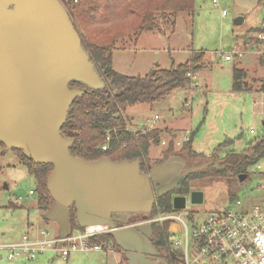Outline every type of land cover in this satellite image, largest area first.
<instances>
[{"label":"rangeland","instance_id":"1","mask_svg":"<svg viewBox=\"0 0 264 264\" xmlns=\"http://www.w3.org/2000/svg\"><path fill=\"white\" fill-rule=\"evenodd\" d=\"M65 1L61 0L63 6ZM143 1L105 0L107 10L86 27H106L129 20V9H138ZM193 1L191 14L167 13L162 19L160 13H155V29L141 34L136 43L133 38L121 40L117 43L119 50L112 52L113 69L127 77H143L156 68L169 69L172 64H184L192 54L204 53L203 68L194 73L192 81L197 86L190 82L185 89H177L159 102L125 107L121 112L124 129L133 135L153 129L161 131L160 141L149 143L146 165L161 163L169 148L170 155L184 158L190 166L212 161L217 150L214 161L219 164L227 154L242 153L264 136V93H236L231 89L234 66L247 70L251 90L264 92V63L260 55L264 49L254 40L256 33L264 31V0H217L216 6L211 0ZM74 23L82 33L84 28ZM236 46L241 56L227 58ZM155 115L159 120L153 124ZM185 138L191 139L193 151L202 159L186 156ZM121 149L117 147L112 156H117ZM21 160L18 153L0 145V245L17 241L23 235L33 237L42 230L58 234V226L46 222L45 213L37 208L36 182ZM246 170V174L239 175L228 172L224 178L190 179L189 192H201L203 202L191 204L187 193L185 211L193 212V218L183 220L188 224L198 222L233 207L235 200L245 206H264V159ZM240 175H245L243 181H239ZM158 208L161 209L156 202L153 209ZM117 219L127 226L136 218L127 214ZM182 231L178 223L169 225L168 240L178 238ZM107 244L97 252H73L65 260L56 250H48L33 260H8L6 251L0 250V264H127L123 252L111 242Z\"/></svg>","mask_w":264,"mask_h":264},{"label":"water","instance_id":"2","mask_svg":"<svg viewBox=\"0 0 264 264\" xmlns=\"http://www.w3.org/2000/svg\"><path fill=\"white\" fill-rule=\"evenodd\" d=\"M72 83L96 91L106 86L61 2L0 0V143L35 165L52 166L45 186L53 203L44 220L55 223L65 239L74 207L80 229L109 228L127 264L164 263L152 260L159 253L150 241L151 224L118 227L112 215L147 216L167 195H173L174 210H184V180L218 163L187 166L184 158L170 155L142 171L139 158L87 161L72 156L74 141L61 128L75 99L84 94ZM189 200L200 205L203 195L192 191Z\"/></svg>","mask_w":264,"mask_h":264},{"label":"trees","instance_id":"3","mask_svg":"<svg viewBox=\"0 0 264 264\" xmlns=\"http://www.w3.org/2000/svg\"><path fill=\"white\" fill-rule=\"evenodd\" d=\"M193 0H144L138 9H129L131 18L129 20L113 23L106 27L87 29L86 25L97 15L104 12L107 7L105 0H66V9L74 27V22L84 28L82 33L78 32L81 45L89 54L91 61L95 64L105 82L103 90H91L84 86L72 83L84 89V94L75 99L68 111V117L61 128V133L74 142L70 147V153L87 161H96L101 158H108L112 161L122 159H140L141 170L148 169L152 165L145 164V158L149 143L160 141L161 131L153 129L145 134L133 135L124 129V121L121 112L125 107H132L139 104H153L161 101L177 89H185L190 83L186 77L187 73L198 72L203 68L204 53L192 54L184 64L171 65L169 69H153L143 77H127L115 72L111 67L112 52L118 50L117 43L126 38H133L134 41L146 31L156 28L155 13H160L161 18L166 14L192 13ZM73 19L75 21H73ZM174 23V22H173ZM246 73L239 68L232 69V90L234 92H247L249 86L245 82ZM113 129H117L113 132ZM107 134L111 136L110 147L107 151L100 150L105 142ZM1 146H3L0 143ZM117 147L122 148L117 156L112 154ZM165 157L170 156V148ZM183 150L188 158L192 160L202 159L203 156L193 151L191 139L183 145ZM21 157V163L27 168L29 174L34 177L36 191L38 193L37 208L44 213L47 212L53 201L47 192L45 182L52 171L51 165H35L32 160L23 156L22 152L14 150ZM216 152L211 160L217 157ZM260 159H264V136L254 141L247 150L242 153L227 154L221 159L217 167L209 166L203 171L192 174L182 186V194L189 192L188 183L190 179L211 177L224 178L228 172L239 175L246 174L247 168ZM159 164V163H158ZM163 211H173L172 200L167 195L156 201ZM156 204V203H155ZM158 209H153L149 215H135L133 222L143 220L154 215ZM70 232L79 230L75 221V210L71 208L69 214ZM169 224H152L151 243L158 251L168 249ZM111 242L113 247L121 250L114 242L110 233L92 237L91 243L103 245ZM108 245V244H107ZM122 251V250H121Z\"/></svg>","mask_w":264,"mask_h":264},{"label":"built area","instance_id":"4","mask_svg":"<svg viewBox=\"0 0 264 264\" xmlns=\"http://www.w3.org/2000/svg\"><path fill=\"white\" fill-rule=\"evenodd\" d=\"M216 6L217 0H211ZM224 14V12H222ZM254 40L260 49H264V31L256 33ZM238 46L231 55L241 56ZM264 63V52H260ZM192 82L195 76L187 73ZM193 86H197L192 82ZM159 120L155 115L154 124ZM117 129H113L115 132ZM188 139L185 138V141ZM111 142L110 134L100 150L105 152ZM31 194V192H30ZM193 212L184 210L163 211L144 218L124 227H134L145 224L163 225L178 223L182 226V234L173 241L168 240V246L173 252L179 253L181 264H264V206L253 204L245 206L239 200L233 202L222 212H215L200 219L198 222L186 223L183 219L193 218ZM109 228L93 225L70 232L67 238L42 230L35 236L23 235L19 240L0 245V250L6 251L8 260L24 258L33 260L48 250H56L64 260L73 252H97L102 245L91 243L92 237L109 233Z\"/></svg>","mask_w":264,"mask_h":264},{"label":"flooded vegetation","instance_id":"5","mask_svg":"<svg viewBox=\"0 0 264 264\" xmlns=\"http://www.w3.org/2000/svg\"><path fill=\"white\" fill-rule=\"evenodd\" d=\"M61 2V0H59ZM187 163V162H186ZM187 166H190L187 164ZM146 170V169H144ZM191 175H189L185 180L184 182L182 183V186L183 184L186 182V180L190 177ZM190 193V192H188ZM183 195H187V194H183ZM170 199L172 200V195H170ZM119 215H127V214H113L112 215V220L116 223V225L118 227H124L122 226L121 222L117 219V216ZM153 245V244H152ZM154 246V245H153ZM155 247V246H154ZM156 248V247H155ZM157 250V249H156ZM158 251V250H157ZM159 253V257H153V261H157V259H160L162 260L164 263H159V264H181V260H180V257H179V253L177 252H173L170 247L168 246V249L165 250V251H158ZM124 257V255H123Z\"/></svg>","mask_w":264,"mask_h":264},{"label":"crops","instance_id":"6","mask_svg":"<svg viewBox=\"0 0 264 264\" xmlns=\"http://www.w3.org/2000/svg\"><path fill=\"white\" fill-rule=\"evenodd\" d=\"M138 40V39H137ZM137 40L136 41H134V39H133V42L134 43H136L137 42ZM119 50V49H118ZM111 67H112V69H113V60H112V56H111ZM233 68H234V66H233ZM232 68V69H233ZM239 69H242L245 73H246V69H244V68H239ZM114 70V69H113ZM115 71V70H114ZM249 71V70H248ZM115 72H117V71H115ZM118 73V72H117ZM118 74H120V73H118ZM255 74V73H254ZM122 75V74H121ZM257 75V74H256ZM252 81H254V80H252ZM245 82L247 83V78H245ZM252 85V84H251ZM249 86V91H247V92H249V93H251V94H253V95H256V94H261V93H264V92H261V91H259V89L258 90H255V91H253V90H251V86L250 85H248ZM231 89H232V85H231ZM237 93V92H236ZM165 144V141L163 140V145ZM174 146H175V139H174Z\"/></svg>","mask_w":264,"mask_h":264},{"label":"bare ground","instance_id":"7","mask_svg":"<svg viewBox=\"0 0 264 264\" xmlns=\"http://www.w3.org/2000/svg\"><path fill=\"white\" fill-rule=\"evenodd\" d=\"M128 4V3H127ZM191 82V81H190Z\"/></svg>","mask_w":264,"mask_h":264}]
</instances>
